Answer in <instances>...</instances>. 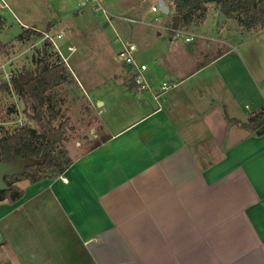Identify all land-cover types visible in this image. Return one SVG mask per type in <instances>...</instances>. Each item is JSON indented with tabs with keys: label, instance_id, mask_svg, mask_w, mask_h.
Instances as JSON below:
<instances>
[{
	"label": "crops",
	"instance_id": "0c3cea01",
	"mask_svg": "<svg viewBox=\"0 0 264 264\" xmlns=\"http://www.w3.org/2000/svg\"><path fill=\"white\" fill-rule=\"evenodd\" d=\"M220 15L209 5L199 26ZM173 28H156L136 60L154 91L175 87L159 105L121 63L127 74L114 86L137 117L106 136L112 122L98 120V134L67 149L73 164L61 177L19 183L24 197L0 203V264H264V136L226 120L246 122L264 106L262 54L198 26L184 30L196 36L185 48ZM199 40L212 42L207 54ZM213 103L224 115L209 112Z\"/></svg>",
	"mask_w": 264,
	"mask_h": 264
},
{
	"label": "rangeland",
	"instance_id": "374dc122",
	"mask_svg": "<svg viewBox=\"0 0 264 264\" xmlns=\"http://www.w3.org/2000/svg\"><path fill=\"white\" fill-rule=\"evenodd\" d=\"M5 1L8 8H0V23L2 22L4 26L0 31V43L5 47L2 59L6 58V61L4 60L3 63L9 62L11 70L35 69L34 58L38 52L37 50H29L33 46V42L28 43L19 40V36L24 31H28L25 27L29 29L36 27L43 32L50 27L54 31L64 33V45L75 46L78 49L70 61L72 72L67 69L73 77V82L70 85H65L60 93V97L64 100V119L70 121L67 149L70 150L73 145L82 144L91 131L98 134L99 128L96 123L98 120H111L113 126L110 127L109 131L106 130L103 133V136H106L118 128L127 126L137 117L136 112H131L133 107L122 96L121 90L114 86V76L118 75L116 82H123L127 74L118 59V54H114L117 50L120 51L116 33L125 41L135 44L138 47L139 55L142 50V43L150 37H157L160 33L156 28L160 26L173 27L175 17L173 12L167 15L162 12L156 14L152 12L153 7L159 6L160 0H99L101 8L106 10L108 15H105L91 0ZM166 1L168 2V0ZM106 21H113L117 30L114 31L111 27L105 29ZM219 22L220 17L218 19L214 17L204 27H200L196 21V25L191 28L198 26L199 33L204 34L208 39H226L227 43L237 47L241 44H247L246 48H249L252 56L258 53L262 54L260 60H263L262 65L264 67V34L247 32L237 21H229L222 30L217 27ZM191 28L186 30L191 31ZM161 33L162 40L169 39L167 32ZM37 34L41 36L40 33ZM184 40L185 36L181 35L180 44ZM208 43L211 44L212 42L205 41L204 44L201 40L198 41L200 54H207ZM109 45L112 48L111 53L107 52ZM213 46L217 47L214 43ZM183 47L188 48L184 43ZM220 47L222 48V45H219ZM209 53L211 58L217 55L219 51L216 49L215 52L211 50ZM132 77L133 73L131 74ZM198 78L202 79V75L196 79ZM101 81L104 82L101 83ZM208 81L209 78L207 77V83ZM116 89L118 92L115 91ZM97 100L103 105L97 103L96 107L95 101ZM217 105V103H213L211 107L208 104L209 112L219 114L221 111V114L224 115L226 110L223 105L225 104H221L222 108ZM12 107L16 109V113L10 114ZM29 111L28 106L15 93L0 94L1 121L7 123L16 120L20 113L25 118L23 114H26L27 117ZM25 120L28 124V119L25 118ZM68 152L70 155L72 151ZM71 156L73 159V155Z\"/></svg>",
	"mask_w": 264,
	"mask_h": 264
},
{
	"label": "trees",
	"instance_id": "16d2710c",
	"mask_svg": "<svg viewBox=\"0 0 264 264\" xmlns=\"http://www.w3.org/2000/svg\"><path fill=\"white\" fill-rule=\"evenodd\" d=\"M174 16L180 18L179 30L201 24L207 20L209 5H215L226 21H237L247 32L264 31V0H168ZM2 25L0 24V31ZM52 30L48 27V30ZM35 38L33 39V36ZM40 35L32 30L24 31L20 41L37 42ZM5 47L0 43V64ZM52 54L44 49L34 58L35 69L15 71L11 84L15 94L31 110L29 119L34 127L18 130L13 134L2 129L0 136V162L14 163L16 160L35 159L38 165L27 168L21 176L6 178L7 191H0V203L15 204L24 197L19 183L36 184L44 179L61 177L73 164L66 148L69 141V119H64L60 97L65 85L73 82L72 75L63 66L51 67ZM6 61V60H5ZM10 92L6 84L0 86V94ZM16 113L15 108L10 114ZM229 124L249 132L254 137L264 136V106L246 122L229 119Z\"/></svg>",
	"mask_w": 264,
	"mask_h": 264
},
{
	"label": "built area",
	"instance_id": "2783aa9c",
	"mask_svg": "<svg viewBox=\"0 0 264 264\" xmlns=\"http://www.w3.org/2000/svg\"><path fill=\"white\" fill-rule=\"evenodd\" d=\"M0 8L7 9L8 5L5 0H0ZM95 2L99 9L105 14L108 15L107 11L101 8L99 0H91ZM153 13L161 12L160 7H153ZM27 30H32L33 32L40 33L41 37L37 42H34L29 50H37L38 53L43 52L44 49H47L52 54L51 59V67L54 66H63L66 69H69L72 72L70 67V61L73 56L77 53L78 49L75 46H67L64 45L65 42V35L62 32H57L54 30L49 31H39L36 28L29 29L25 27ZM170 34L172 35V40L177 41L180 39L181 35L185 36L186 43H193L196 39V36L192 33L184 32V30L179 29H171ZM117 43L120 47V51L118 53V59L121 63H123L126 67L131 69L133 73V83L137 87L139 92H151L153 94L154 100L156 103L160 105L163 97L171 91L175 86L170 85L169 83L165 82L159 88L158 91H154L151 86L148 84L145 78V72L148 69L147 65L139 64L136 60L137 54V46L129 41H125L119 35H116ZM14 70L9 68L8 63H1L0 64V83L6 84L10 88L11 93H15L11 84L12 78L14 77ZM25 118L28 119V124L25 118L20 115L17 116L16 120L10 122H4L0 120V136L2 135V129L5 132H9L13 134L18 130L25 129L27 127H34V123L29 119V115H31V110L26 117V114H23Z\"/></svg>",
	"mask_w": 264,
	"mask_h": 264
},
{
	"label": "water",
	"instance_id": "95a60500",
	"mask_svg": "<svg viewBox=\"0 0 264 264\" xmlns=\"http://www.w3.org/2000/svg\"><path fill=\"white\" fill-rule=\"evenodd\" d=\"M159 7L162 13L166 15L168 14V8L163 0L159 1ZM225 21H226L225 16L220 15V22H219L220 26H223ZM179 26H180V18L176 16L174 17L173 20V27L174 29H178ZM107 27L108 25L106 24L105 28ZM35 165H38V161L35 159H24V160L18 159L14 163H10V164L0 162V191L8 190V186L5 183L6 178L21 176L26 172L27 168L33 167Z\"/></svg>",
	"mask_w": 264,
	"mask_h": 264
}]
</instances>
